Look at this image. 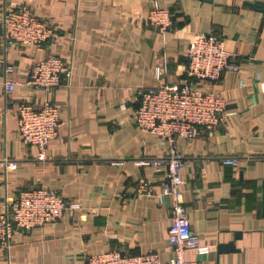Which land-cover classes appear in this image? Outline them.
Segmentation results:
<instances>
[{
    "label": "crops",
    "instance_id": "0c3cea01",
    "mask_svg": "<svg viewBox=\"0 0 264 264\" xmlns=\"http://www.w3.org/2000/svg\"><path fill=\"white\" fill-rule=\"evenodd\" d=\"M155 1L173 15L166 32L148 22ZM256 1L264 0H0V35L2 12L23 5L59 28L40 46L4 51L0 44V159L20 161L17 169L0 166V208L7 196L38 186L79 203L56 222L16 229L10 248H0V264H84L89 253L113 248L156 251L161 262L173 256L165 171L140 163L166 146L139 127L134 111L144 88L186 77L190 38L210 33L237 53V68L215 84L230 114L212 132L178 141L192 160L181 172L192 229L212 245L209 252L190 249L186 258L264 264V13L247 3ZM49 54L70 62L72 74L47 94L27 80L35 60ZM6 77L18 81L10 92ZM46 98L59 106L61 124L40 159L39 148L20 138L17 108ZM227 157L238 164H225Z\"/></svg>",
    "mask_w": 264,
    "mask_h": 264
},
{
    "label": "built area",
    "instance_id": "2783aa9c",
    "mask_svg": "<svg viewBox=\"0 0 264 264\" xmlns=\"http://www.w3.org/2000/svg\"><path fill=\"white\" fill-rule=\"evenodd\" d=\"M148 22L162 32L174 25L171 10L158 1L153 2L148 10ZM1 29L0 44L4 51L13 46H40L59 33L53 21L37 16L28 5L6 8L1 15ZM236 56L237 53L226 48L225 39L215 33L193 35L186 52V77L181 82L144 88L138 95L135 122L141 129L159 137L166 146L163 155L146 158L140 163L152 165L156 171H165L161 195H170L172 199L173 221L168 240L173 256L161 262L156 251L133 254L113 248L89 253L84 264H197L186 258V252L190 249L211 250L212 245L203 243L200 235L192 229L184 204L186 180L181 172L191 165L192 160L180 153L178 141H191L203 131L212 132L222 115L230 114L226 111L227 100L219 94L215 84L227 68H237L233 62ZM6 70L13 71L14 66L8 64ZM156 73L160 76V67L156 68ZM71 74L70 62L59 55L49 54L35 60L27 83L48 94L69 80ZM3 83L10 92L18 81L6 77ZM17 120L21 140L38 147L39 158L44 159L46 148L59 134V106L49 98L41 106L22 102L17 108ZM224 162L237 165L239 158L227 157ZM0 166L17 169L20 161L4 157L0 159ZM77 208L78 202H68L61 193L49 187H32L22 190L18 196H7L0 208V248H10L16 229L40 228L58 221L67 209Z\"/></svg>",
    "mask_w": 264,
    "mask_h": 264
},
{
    "label": "water",
    "instance_id": "95a60500",
    "mask_svg": "<svg viewBox=\"0 0 264 264\" xmlns=\"http://www.w3.org/2000/svg\"><path fill=\"white\" fill-rule=\"evenodd\" d=\"M251 7H254L256 9L261 10L264 13V1H256V2H247ZM263 212H264V192H263ZM229 247H231L233 249V246L230 245ZM228 248V247H227Z\"/></svg>",
    "mask_w": 264,
    "mask_h": 264
}]
</instances>
